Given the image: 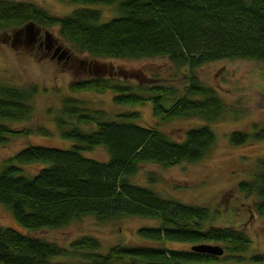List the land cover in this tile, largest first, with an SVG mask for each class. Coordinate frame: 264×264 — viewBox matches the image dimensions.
Wrapping results in <instances>:
<instances>
[{
    "label": "trees",
    "instance_id": "obj_1",
    "mask_svg": "<svg viewBox=\"0 0 264 264\" xmlns=\"http://www.w3.org/2000/svg\"><path fill=\"white\" fill-rule=\"evenodd\" d=\"M71 1L117 3L118 15L101 21L99 10L80 7L56 16L30 1L0 0V30L30 22L39 27L58 25L60 35L80 52L95 57L166 56L185 70L180 90L172 84L97 75L71 81L68 88L72 93L110 89L117 104L150 101L153 115L162 120L199 116L213 121L221 116L224 104L214 87L201 82L194 68L226 58L264 61V0ZM31 92L0 83V143L9 135L30 130H13L5 121L31 115ZM167 100H173L172 104L166 106ZM60 110L56 124L61 136L73 140V145L67 149L28 145L4 160L0 203L29 231L61 228L85 215L98 220L123 216L157 219L158 225L137 229L139 236L156 245L118 243L100 251L97 237L84 234L64 247L0 226V264H46L52 257L65 255L78 256L68 264H191L217 259V255L191 247L168 248L166 241L222 243L233 254L247 249L250 239L241 229L206 225L210 218L206 206L164 198L131 180L144 162L171 166L204 158L216 140L208 124L190 127L181 139H174L155 124L134 122L136 111L109 119L103 109L92 108L71 93L62 97ZM92 125L91 129L81 127ZM38 130L48 133L45 128ZM261 137L263 132L255 135ZM247 139L246 132L229 135L231 144ZM98 145L107 148V160L83 154ZM32 162L46 165L34 174L24 173L22 165ZM237 190L252 196L254 210L264 215V157L257 160L250 178L237 183ZM254 260H264V255Z\"/></svg>",
    "mask_w": 264,
    "mask_h": 264
},
{
    "label": "rangeland",
    "instance_id": "obj_2",
    "mask_svg": "<svg viewBox=\"0 0 264 264\" xmlns=\"http://www.w3.org/2000/svg\"><path fill=\"white\" fill-rule=\"evenodd\" d=\"M46 9L56 16H64L74 9L88 7L97 9L101 21L116 15L117 3H84L71 0H26ZM25 25L0 30V83L32 90L29 103L32 113L26 119L7 120L5 123L13 130L30 129L27 133L8 136L0 143V169L4 160L28 145H43L67 149L73 140L66 139L56 124L55 117L60 113L62 97L67 94L84 99L92 108L103 109L107 118H117L125 111L138 112L134 122L140 125L155 124L161 131L174 139H181L190 127L208 124L216 140L207 155L196 161H183L171 166L154 162H144L131 177L134 183L155 190L164 198L206 206L210 218L206 225L234 226L245 232L249 239L247 249L241 253L229 252L224 244L223 253L210 262L191 264H264V260H254L264 255V215L256 213L253 197L237 190V183L251 177L256 170L257 160L264 157V61L254 59H220L203 63L194 68L202 83L212 86L224 104L220 117L206 121L199 116L179 117L162 120L152 113L150 101L143 104L121 105L113 101L112 90L102 92H70L68 84L76 79L90 76H112L142 83L172 84L183 87V67H177L166 56L155 57H95L78 51L73 44L63 38L58 25L42 26L37 36L44 37L45 30L50 32L53 41L66 50L69 57L58 60L52 57V50L39 48L38 41L31 39ZM143 76H138V74ZM173 100L165 101L169 106ZM82 128L91 129L95 125ZM45 128L48 133L40 132ZM233 131L249 134V139L231 144L229 135ZM263 132V137L255 138ZM85 156L99 161L108 159L107 148L98 145L84 151ZM42 162L23 164L26 174L36 173ZM150 177L153 179L150 180ZM157 219L140 216H123L110 220H98L93 215H85L71 220L61 228H42L28 230L13 217L10 209L0 203V226L12 227L23 233L69 247L77 237L88 234L100 241V251H106L114 244L156 245L139 236L141 226H156ZM165 246L174 249H188V242L166 241ZM78 259L76 255L56 256L46 264H68Z\"/></svg>",
    "mask_w": 264,
    "mask_h": 264
},
{
    "label": "water",
    "instance_id": "obj_3",
    "mask_svg": "<svg viewBox=\"0 0 264 264\" xmlns=\"http://www.w3.org/2000/svg\"><path fill=\"white\" fill-rule=\"evenodd\" d=\"M25 29L28 31H30L31 34V39H29L30 41H34L35 40V36L37 34L38 29L35 28V24L33 22L27 23L25 25ZM44 41L46 42V44L44 45L45 48L48 50L50 48L49 44L52 42V37L50 35L49 31H45L44 32ZM58 54V55H57ZM57 55V59L61 60L64 56L69 57L68 54H66V50L64 48H61L60 45H57L52 53V57ZM192 250L195 251H200V252H206V253H210V254H214V255H220L223 253V248L222 246L218 245V244H210V243H200V244H193L191 246Z\"/></svg>",
    "mask_w": 264,
    "mask_h": 264
},
{
    "label": "flooded vegetation",
    "instance_id": "obj_4",
    "mask_svg": "<svg viewBox=\"0 0 264 264\" xmlns=\"http://www.w3.org/2000/svg\"><path fill=\"white\" fill-rule=\"evenodd\" d=\"M29 31V30H28ZM46 31V30H45ZM45 31H43V32H45ZM30 32V31H29ZM38 32L39 31H37V34H38ZM37 34H36V36H35V42L36 41H38V46H39V48H41L42 46L45 48V44H46V42L44 41V37H43V39H41V37L40 36H37ZM26 40L28 41L29 39H28V37L26 38ZM57 45H59V44H56L54 41H53V39H52V42L49 44V46H50V48L47 50L46 48V50L47 51H51L52 50V53H53V50H54V48L57 46Z\"/></svg>",
    "mask_w": 264,
    "mask_h": 264
}]
</instances>
